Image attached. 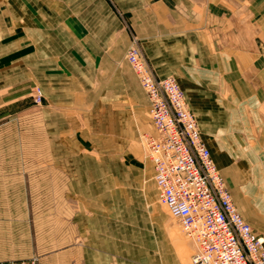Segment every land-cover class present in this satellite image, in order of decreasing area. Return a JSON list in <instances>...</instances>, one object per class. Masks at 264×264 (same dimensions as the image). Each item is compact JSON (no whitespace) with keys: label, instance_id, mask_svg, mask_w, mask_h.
I'll list each match as a JSON object with an SVG mask.
<instances>
[{"label":"crops","instance_id":"obj_1","mask_svg":"<svg viewBox=\"0 0 264 264\" xmlns=\"http://www.w3.org/2000/svg\"><path fill=\"white\" fill-rule=\"evenodd\" d=\"M133 44L157 77L176 79L235 205L264 235V0H0V121L39 87L57 172H87L95 194L117 172L153 176L130 145ZM114 138L116 158L95 151Z\"/></svg>","mask_w":264,"mask_h":264},{"label":"rangeland","instance_id":"obj_2","mask_svg":"<svg viewBox=\"0 0 264 264\" xmlns=\"http://www.w3.org/2000/svg\"><path fill=\"white\" fill-rule=\"evenodd\" d=\"M132 72L130 145L140 148L144 160L142 134L154 128ZM27 98V108L0 121V261L192 264V244L157 201L151 169L141 170L139 177L127 170L114 173L113 187L95 194L87 186V172L53 168L40 121L45 99L35 104L34 91ZM102 133L103 138L112 134ZM119 147L114 138L98 141L94 149L107 148L116 158ZM109 155L98 158L107 163Z\"/></svg>","mask_w":264,"mask_h":264},{"label":"built area","instance_id":"obj_3","mask_svg":"<svg viewBox=\"0 0 264 264\" xmlns=\"http://www.w3.org/2000/svg\"><path fill=\"white\" fill-rule=\"evenodd\" d=\"M126 58L144 91L154 133L142 134L153 166L157 201L192 244V264H264V235L242 217L201 137L194 114L173 76L159 78L139 48ZM43 98L34 88V103ZM0 264H37V259Z\"/></svg>","mask_w":264,"mask_h":264}]
</instances>
